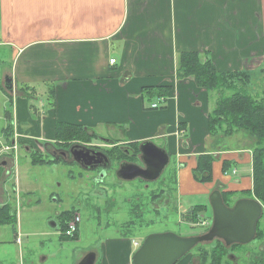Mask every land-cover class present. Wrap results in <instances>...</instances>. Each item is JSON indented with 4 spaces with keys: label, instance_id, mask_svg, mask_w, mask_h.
Masks as SVG:
<instances>
[{
    "label": "crops",
    "instance_id": "crops-1",
    "mask_svg": "<svg viewBox=\"0 0 264 264\" xmlns=\"http://www.w3.org/2000/svg\"><path fill=\"white\" fill-rule=\"evenodd\" d=\"M183 53H197L219 72L259 73L264 0H0V86L10 94L18 90L11 110L7 104L0 109L1 130L11 122L10 145L25 152L54 144L57 124L84 127L120 147L153 142L169 154L170 163L174 158L179 201L207 207L197 223L187 222L208 231L214 191L252 190V154L224 151L226 141L218 145L209 135L214 95L191 79L177 78ZM7 77L12 93L5 87ZM24 88L38 102L46 100L42 111L30 104ZM160 88H169L168 94L159 97ZM158 100H163L160 108L152 109ZM207 154L216 159L212 181L200 183L194 170ZM225 161L232 164L226 172ZM3 162L0 170L8 166ZM3 195L0 189V201ZM201 196L207 201H196ZM161 233L168 232L153 234ZM129 236L103 240L99 250L83 256L95 253L94 264H133L144 241ZM192 255L177 264H190Z\"/></svg>",
    "mask_w": 264,
    "mask_h": 264
},
{
    "label": "rangeland",
    "instance_id": "rangeland-1",
    "mask_svg": "<svg viewBox=\"0 0 264 264\" xmlns=\"http://www.w3.org/2000/svg\"><path fill=\"white\" fill-rule=\"evenodd\" d=\"M254 74L248 90L256 99L262 100L264 74ZM0 87L5 94L0 91V109L5 104L10 109L18 90H15L16 94H10ZM22 93L37 109L46 106V100L40 98L43 102H38L39 98L28 88L22 89ZM1 129L0 160L7 161L8 166L0 170V189H4L0 203L6 204L0 206H7V212L16 218L15 223L11 219L6 225H0L4 227L0 232V261L4 264H76L84 258V252H90L93 248L99 250L103 240L121 237L122 234H130L129 240L134 237L141 244L147 235L156 232H172L182 237L207 232V228L195 227L184 219L190 207L180 202L176 193L178 171L174 158L159 180L150 183L141 180L128 182L116 176L124 156L113 154L114 164L109 168V175L104 183H99L95 178L96 173L82 170L73 159L64 162L58 157L53 160L48 156L59 149L71 156L69 150L73 145L95 150L97 146L109 149V146L98 141L96 134H67L63 136L67 141L57 139L46 148L25 152L16 146L12 148L10 131ZM224 144V151L245 149L253 155L251 149L255 146V140L243 131H236ZM240 199L256 197L250 192H239L228 196L226 205L232 207ZM196 201H207V197L201 196ZM260 203L264 209V204ZM77 214L81 222L76 232L68 237L64 227ZM54 219L59 224L57 229L49 226ZM261 220L263 225L264 213ZM128 222L132 223L130 227L125 226ZM77 238L78 242L75 241ZM215 243L211 246L214 247ZM201 245L210 247L209 243ZM196 250L191 251L193 259L188 261L190 264L192 261L193 264H204ZM231 251L232 255L239 257L238 264H252L258 260L255 256L261 255L260 258L264 260V240L256 237L252 243L236 245ZM43 258L47 260L44 262ZM225 261L228 262L227 254L221 263L226 264Z\"/></svg>",
    "mask_w": 264,
    "mask_h": 264
},
{
    "label": "trees",
    "instance_id": "trees-1",
    "mask_svg": "<svg viewBox=\"0 0 264 264\" xmlns=\"http://www.w3.org/2000/svg\"><path fill=\"white\" fill-rule=\"evenodd\" d=\"M259 73L264 74V69ZM253 75L255 74L250 71L219 72L211 61L203 60L197 53L181 54L177 69V78L179 80L191 79L198 88L214 95V108L208 115V128L209 135L215 142H219L218 145L227 141V138L231 137L236 131H243L249 138L255 140V146L251 149L253 151V187L252 190H246L243 194L253 193L256 199L264 204V99H256L248 90L249 85L252 83ZM160 90H157V95L164 97L168 94L169 88H160ZM9 115L7 119L11 120ZM8 126L7 132L10 131L11 133L9 138L13 139V124L10 122ZM88 132L89 130L84 127L68 124H57L56 127V136L60 141L67 134L87 135ZM63 140L67 141L66 139ZM133 146L135 149L138 148V144H133ZM121 156L119 157L121 158ZM215 161L214 156L210 154L201 156L197 168L194 170L195 180L200 183H210L212 181V167ZM231 167V163L226 161L223 163V171L226 172ZM231 195H235V193L222 194L225 204H227V197ZM206 209V206L201 205L190 208L184 214L185 221L197 223L200 215ZM11 219L15 223L16 218L12 213L7 212V206H0V225H6ZM261 221H259L257 227V239L264 240V222L262 225ZM64 228L65 231L67 225ZM234 246L228 250L223 243L218 241L214 247L210 246L208 248L198 245L196 252L199 253L200 260L204 264L208 262L210 264H222L224 256L228 255ZM227 260L228 262L225 261L226 264H232L228 258ZM252 264H264V260L258 258Z\"/></svg>",
    "mask_w": 264,
    "mask_h": 264
},
{
    "label": "water",
    "instance_id": "water-1",
    "mask_svg": "<svg viewBox=\"0 0 264 264\" xmlns=\"http://www.w3.org/2000/svg\"><path fill=\"white\" fill-rule=\"evenodd\" d=\"M6 89L13 92L12 81L7 77ZM101 140V139H100ZM140 160L144 167L120 163L116 172L120 180L132 182L141 179L146 182L157 181L169 166V154L153 142H144L139 147ZM74 162L82 169L94 171L111 167L108 156L99 150L81 145H73L69 150ZM3 162L0 167L6 166ZM213 212L210 229L202 235L180 237L174 233L152 234L144 240L133 256V264H177L199 244L222 241L227 247L248 245L257 237V227L264 209L256 199H240L232 207L225 204L222 193L214 191L209 197ZM57 229L56 222L49 224ZM95 253L87 254L79 264H94Z\"/></svg>",
    "mask_w": 264,
    "mask_h": 264
},
{
    "label": "flooded vegetation",
    "instance_id": "flooded-vegetation-1",
    "mask_svg": "<svg viewBox=\"0 0 264 264\" xmlns=\"http://www.w3.org/2000/svg\"><path fill=\"white\" fill-rule=\"evenodd\" d=\"M101 139V140H100ZM100 142L109 146L110 148L109 149H106V148H102V146L99 148V146H97V149L96 150H99V151H102L104 152L109 160H110V165L112 166L114 164V156L113 154H116V153H121V155L124 156L125 159H123L121 162L123 163H129V164H133V165H138L140 167H144L143 163L141 162L140 160V152H139V147L137 149H135V147L133 145H125L123 147H120V146H117L115 142H113L112 140H105V139H102L100 138ZM50 143H45V144H42L43 148H46V146H49ZM15 146V142H12V147ZM48 156L50 158H55V157H58V159H61L63 160L64 162H67V160L70 158V159H73L72 156H69L64 150L62 149H59V150H54L52 151V153L48 154ZM54 160V159H53ZM74 161V160H73ZM76 164V163H75ZM120 165V164H119ZM78 166V165H77ZM80 167V166H79ZM81 168V167H80ZM82 169V168H81ZM84 170V169H82ZM86 172H88V170H84ZM89 172H93V173H96L95 175V178L97 179V181L99 183H104V180L108 177V173H109V167H107V169H96L94 171H89ZM117 176V175H116ZM138 180H141V179H138ZM143 181V180H141ZM146 182V181H145ZM147 183H150V182H147ZM54 221L56 222V224L58 223L55 219ZM59 224H57L58 226ZM221 242L223 243L222 241L220 240H215L213 241L212 243H209L210 246L211 244L213 245V243L215 242ZM224 244V243H223ZM225 245V244H224ZM226 248H230V247H227L225 245ZM234 253V252H233ZM262 257L261 255L260 256H255V259H258V258ZM227 258L233 263V264H238V256L236 255H232V251H230L227 255Z\"/></svg>",
    "mask_w": 264,
    "mask_h": 264
},
{
    "label": "built area",
    "instance_id": "built-area-1",
    "mask_svg": "<svg viewBox=\"0 0 264 264\" xmlns=\"http://www.w3.org/2000/svg\"><path fill=\"white\" fill-rule=\"evenodd\" d=\"M114 62H115L114 60H111V61H110L111 64H113ZM161 102H163V100H162V101H159V100H158V102H157V103H154V104L151 106V108H152V109H159L160 106H161ZM11 147H12V146H11ZM14 147H15V146H14ZM12 148H13V147H12ZM3 161H5V160H0V163L3 162ZM80 222H81L80 216L77 214V216H75L74 218H72V219L69 221V223H68V225H67V228H66V230H65V234H66L68 237H71V236L76 232L77 225L80 224ZM201 224L205 225L206 223L203 222V223H201Z\"/></svg>",
    "mask_w": 264,
    "mask_h": 264
}]
</instances>
